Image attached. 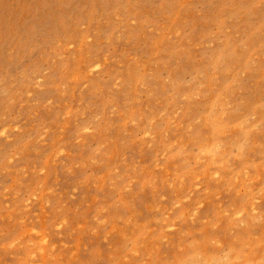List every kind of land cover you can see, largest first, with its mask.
Masks as SVG:
<instances>
[{"label": "rangeland", "instance_id": "374dc122", "mask_svg": "<svg viewBox=\"0 0 264 264\" xmlns=\"http://www.w3.org/2000/svg\"><path fill=\"white\" fill-rule=\"evenodd\" d=\"M0 264H264V0H0Z\"/></svg>", "mask_w": 264, "mask_h": 264}, {"label": "bare ground", "instance_id": "6f19581e", "mask_svg": "<svg viewBox=\"0 0 264 264\" xmlns=\"http://www.w3.org/2000/svg\"><path fill=\"white\" fill-rule=\"evenodd\" d=\"M237 183V182H236Z\"/></svg>", "mask_w": 264, "mask_h": 264}]
</instances>
